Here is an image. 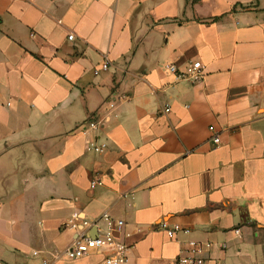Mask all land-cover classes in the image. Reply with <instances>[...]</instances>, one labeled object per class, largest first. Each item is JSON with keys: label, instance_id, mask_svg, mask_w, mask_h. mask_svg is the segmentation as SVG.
I'll return each mask as SVG.
<instances>
[{"label": "crops", "instance_id": "1", "mask_svg": "<svg viewBox=\"0 0 264 264\" xmlns=\"http://www.w3.org/2000/svg\"><path fill=\"white\" fill-rule=\"evenodd\" d=\"M104 213L128 264H264V0H0V264H106L60 256Z\"/></svg>", "mask_w": 264, "mask_h": 264}, {"label": "built area", "instance_id": "2", "mask_svg": "<svg viewBox=\"0 0 264 264\" xmlns=\"http://www.w3.org/2000/svg\"><path fill=\"white\" fill-rule=\"evenodd\" d=\"M73 38L74 35L70 34L69 39L72 40ZM109 67L110 62L106 60L102 65V69L108 70ZM166 67L180 77L187 75L194 82L201 81L205 75L204 65L199 60L190 62L188 70L185 73H182L175 63H168ZM95 73L98 74L99 70H96ZM122 98L125 97L123 96ZM115 104V101H111L109 104L110 108H113ZM164 111L170 112L171 108L166 107ZM105 119L88 120L82 128V132L89 136L88 148L95 153H102L108 148V144L105 141L99 140L100 130L104 126ZM210 130L213 131V127H210ZM213 141L219 143L220 136L215 134ZM99 184H101V180L98 178L91 181L92 188H95ZM78 218H80V212H74L69 224ZM125 224L124 219L115 218L109 213L102 214L96 220L83 218L77 231V237L61 252L60 256L75 259L84 256L92 250H96L105 253L106 264H128L131 246L116 236V232L121 233L124 231ZM159 225L170 238H176L178 233L183 230L180 224L175 223L170 225L168 220H161ZM92 229H95L94 236L91 233ZM239 231V229L236 230L237 233ZM212 246L213 243L210 241L191 240L181 250L173 264H206L208 260L206 253ZM223 246L225 247L226 245L224 244ZM39 253L40 251L38 250L33 252L34 255H38ZM44 263L48 264L49 262L48 260H44Z\"/></svg>", "mask_w": 264, "mask_h": 264}]
</instances>
